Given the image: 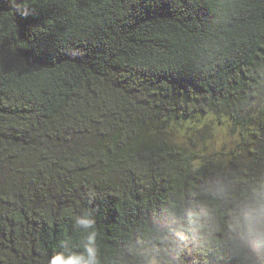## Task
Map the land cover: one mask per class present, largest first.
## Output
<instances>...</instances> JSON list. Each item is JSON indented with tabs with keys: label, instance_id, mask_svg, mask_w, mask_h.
<instances>
[{
	"label": "trees",
	"instance_id": "16d2710c",
	"mask_svg": "<svg viewBox=\"0 0 264 264\" xmlns=\"http://www.w3.org/2000/svg\"><path fill=\"white\" fill-rule=\"evenodd\" d=\"M198 114L226 160L166 137ZM261 208L264 0H0V264L89 210L101 264H264Z\"/></svg>",
	"mask_w": 264,
	"mask_h": 264
},
{
	"label": "rangeland",
	"instance_id": "374dc122",
	"mask_svg": "<svg viewBox=\"0 0 264 264\" xmlns=\"http://www.w3.org/2000/svg\"><path fill=\"white\" fill-rule=\"evenodd\" d=\"M166 137L217 159H227L241 139V129L225 116L200 115L165 122ZM203 149V150H202Z\"/></svg>",
	"mask_w": 264,
	"mask_h": 264
},
{
	"label": "clouds",
	"instance_id": "9594fccd",
	"mask_svg": "<svg viewBox=\"0 0 264 264\" xmlns=\"http://www.w3.org/2000/svg\"><path fill=\"white\" fill-rule=\"evenodd\" d=\"M260 217L264 218V208L260 209ZM74 227L84 233V241L76 246H69V241H61L60 248L48 259L47 264H101L97 248L96 221L92 211H83L75 216ZM264 240V231L256 233Z\"/></svg>",
	"mask_w": 264,
	"mask_h": 264
}]
</instances>
